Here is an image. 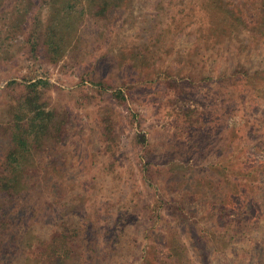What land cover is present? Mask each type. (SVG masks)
Masks as SVG:
<instances>
[{"label": "rangeland", "instance_id": "rangeland-1", "mask_svg": "<svg viewBox=\"0 0 264 264\" xmlns=\"http://www.w3.org/2000/svg\"><path fill=\"white\" fill-rule=\"evenodd\" d=\"M175 1L173 12L181 11V0ZM230 2L238 11L249 4ZM51 3L0 0V173L16 150L14 122L36 96L53 113L41 151L48 164L36 170L78 176L84 198L68 199L78 204L75 215L85 232L99 229L102 235L110 211L113 222L127 210L132 223L142 219L123 234L132 251L120 264H264V73L220 79L233 65L221 51L208 59L211 72L200 76L209 79L166 86V74L184 80L195 67L191 54L204 25L197 16L169 19L168 10L155 8L159 0H124L104 20L106 27L101 19L85 20L80 42L72 40L56 55L49 40L56 19ZM162 39L168 42L155 57L135 60ZM250 54L254 65L264 59L263 48ZM39 79L43 83L31 92L27 84ZM116 89L126 97L118 98ZM141 161L155 177L146 192L139 186ZM107 173L114 180H97ZM6 193L0 205L37 226L24 205L11 208ZM137 196L145 197L143 204L133 202ZM59 212L57 205L53 218Z\"/></svg>", "mask_w": 264, "mask_h": 264}, {"label": "trees", "instance_id": "trees-1", "mask_svg": "<svg viewBox=\"0 0 264 264\" xmlns=\"http://www.w3.org/2000/svg\"><path fill=\"white\" fill-rule=\"evenodd\" d=\"M50 1L56 19L50 25L49 40L56 55L61 54L72 40L80 42L82 37L80 32L87 25L85 20L87 23H93L96 19H101V23L106 27L107 23H104V20L108 19L111 13L120 10L124 3V0ZM162 1L159 0L155 8L163 10V14L168 10L166 14L169 19L183 22L188 18L196 19L197 16V21L201 20L204 25L198 29L199 43L195 52L191 54L195 67L190 69V75L184 80H180L178 75L171 77L170 74H166L161 78L166 86L170 85L169 83L176 86L177 82L194 83L209 79V77L200 79V76L211 72L210 66L207 65L210 63L208 59L215 60L221 51L228 55L233 65L229 72L220 73V79L224 77L235 79L241 75L264 73V66L262 67L264 59L254 65L250 54L256 48L264 49L261 43L255 46L257 39L264 40V0H248L249 4L244 6L243 11H238L239 7L233 5L230 0H181L183 9L176 12H173L178 6L176 1L173 3V0H170L171 3L167 6L162 4ZM160 42L161 46H145L137 53L135 60L144 64L149 61V57H155L168 41L162 39ZM74 47H78V44ZM202 48H205V51H202ZM42 83L43 80L39 79L28 83L27 88L31 92L35 91ZM115 95L122 99L126 97L122 89H116ZM28 102L23 117L14 122L17 130L14 146L16 150L10 154L9 160L2 163L6 172L0 173V194L4 197L3 194L7 192V197L12 198L11 202L15 204L11 207L13 209L17 205L21 207L24 205L22 209L27 211V216L32 214L37 226L27 224L25 214L18 216L15 211L7 210L0 205V264H120L129 260L132 243L123 234L131 225L140 226L142 219L137 218L135 224L132 223V217L127 210L113 222L110 207L111 209L114 207L115 198L110 194L105 203L110 205L108 215L111 219L105 222V225L107 223L108 225L104 233L99 234V229L91 231L92 228L89 229V233L85 232L86 226L84 228L83 222L75 215L79 212L78 204L71 205L72 201L68 199V197L74 200L77 198V201L79 199L81 202L84 198L78 176L66 177L64 176L66 172L60 176L49 175V172L43 174L36 170V167L48 164L47 154L41 151L45 150L48 142L46 136L50 133L48 126L53 113L38 103L36 96ZM26 116L28 121H25ZM107 127L110 128L108 125ZM59 132L62 136L65 133L64 123L59 127ZM143 145L148 147L146 139ZM148 156L149 154L144 153L141 158L146 161ZM62 161V167L68 166L64 160ZM140 166L144 171L139 186L146 192L149 191L155 177L146 162L141 161ZM30 168H32L30 174H26L25 171ZM114 178L113 174L107 173L97 177V180L102 183L103 179L106 181ZM117 198L120 202L124 200L122 197L117 196ZM134 201L137 205H141L145 197H134ZM57 205L60 207V212L55 219L54 208ZM100 244L104 245L103 251L97 250Z\"/></svg>", "mask_w": 264, "mask_h": 264}]
</instances>
